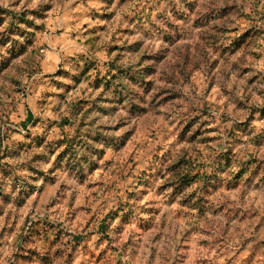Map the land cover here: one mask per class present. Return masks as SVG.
I'll return each instance as SVG.
<instances>
[{
    "label": "rangeland",
    "instance_id": "obj_1",
    "mask_svg": "<svg viewBox=\"0 0 264 264\" xmlns=\"http://www.w3.org/2000/svg\"><path fill=\"white\" fill-rule=\"evenodd\" d=\"M0 264H264V0H0Z\"/></svg>",
    "mask_w": 264,
    "mask_h": 264
},
{
    "label": "trees",
    "instance_id": "obj_2",
    "mask_svg": "<svg viewBox=\"0 0 264 264\" xmlns=\"http://www.w3.org/2000/svg\"><path fill=\"white\" fill-rule=\"evenodd\" d=\"M83 59H84V58H83ZM88 68H89L88 66L85 67V69H88Z\"/></svg>",
    "mask_w": 264,
    "mask_h": 264
}]
</instances>
